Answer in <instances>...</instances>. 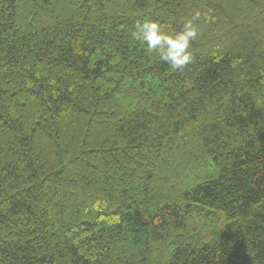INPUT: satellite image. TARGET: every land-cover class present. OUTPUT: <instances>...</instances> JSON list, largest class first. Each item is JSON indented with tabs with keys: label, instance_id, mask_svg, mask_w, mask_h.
Returning a JSON list of instances; mask_svg holds the SVG:
<instances>
[{
	"label": "trees",
	"instance_id": "16d2710c",
	"mask_svg": "<svg viewBox=\"0 0 264 264\" xmlns=\"http://www.w3.org/2000/svg\"><path fill=\"white\" fill-rule=\"evenodd\" d=\"M0 264H264V0H0Z\"/></svg>",
	"mask_w": 264,
	"mask_h": 264
},
{
	"label": "clouds",
	"instance_id": "9594fccd",
	"mask_svg": "<svg viewBox=\"0 0 264 264\" xmlns=\"http://www.w3.org/2000/svg\"><path fill=\"white\" fill-rule=\"evenodd\" d=\"M196 19L198 14L185 20L182 30L175 34H166L159 21L146 19L135 24L132 37L145 43L150 51H156L173 70L183 69L192 62L191 43L200 35Z\"/></svg>",
	"mask_w": 264,
	"mask_h": 264
}]
</instances>
